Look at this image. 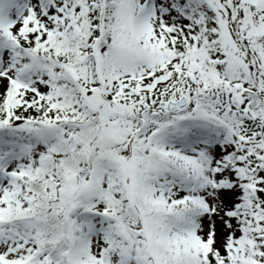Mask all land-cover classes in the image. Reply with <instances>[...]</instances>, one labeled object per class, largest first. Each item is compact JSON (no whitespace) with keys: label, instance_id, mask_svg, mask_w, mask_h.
Wrapping results in <instances>:
<instances>
[{"label":"snow or ice","instance_id":"snow-or-ice-1","mask_svg":"<svg viewBox=\"0 0 264 264\" xmlns=\"http://www.w3.org/2000/svg\"><path fill=\"white\" fill-rule=\"evenodd\" d=\"M0 264H264V0H0Z\"/></svg>","mask_w":264,"mask_h":264}]
</instances>
